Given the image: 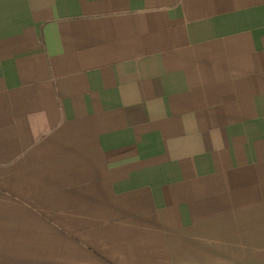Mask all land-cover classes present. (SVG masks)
I'll return each mask as SVG.
<instances>
[{
  "label": "crops",
  "instance_id": "crops-1",
  "mask_svg": "<svg viewBox=\"0 0 264 264\" xmlns=\"http://www.w3.org/2000/svg\"><path fill=\"white\" fill-rule=\"evenodd\" d=\"M0 264H264V0H0Z\"/></svg>",
  "mask_w": 264,
  "mask_h": 264
}]
</instances>
